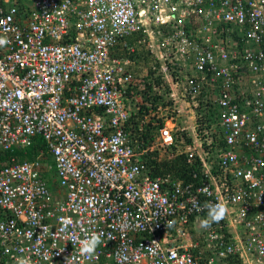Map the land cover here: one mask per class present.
<instances>
[{"label": "built area", "instance_id": "1", "mask_svg": "<svg viewBox=\"0 0 264 264\" xmlns=\"http://www.w3.org/2000/svg\"><path fill=\"white\" fill-rule=\"evenodd\" d=\"M19 1L0 0V151L41 135L54 163L0 166V264H264V0ZM137 34L175 116L145 147L131 116L148 69L110 52ZM177 131L206 182L150 175L144 156ZM215 203L227 213L206 227Z\"/></svg>", "mask_w": 264, "mask_h": 264}, {"label": "trees", "instance_id": "2", "mask_svg": "<svg viewBox=\"0 0 264 264\" xmlns=\"http://www.w3.org/2000/svg\"><path fill=\"white\" fill-rule=\"evenodd\" d=\"M20 3L19 0H17ZM208 3V0L202 2V5ZM221 23H219L220 25ZM212 26L221 28L216 21L211 22ZM217 25V26H216ZM154 30H159L162 33L167 32L169 27L164 25H151ZM230 28V27H229ZM225 29V28H224ZM208 34H212L209 32ZM144 35L138 34V41L136 46L131 45L132 39L125 38L118 40L111 49V55L116 56L122 59L129 58L137 63V66L133 67V71L141 73L142 68L148 69V75L143 77V88L141 93V101L138 102L139 108L134 109V112L131 116V122L133 123V129L136 133L135 137L139 141L138 144L142 142V146H148L152 143L155 135L158 133V128L164 124V116L162 117V112L171 105V100L168 99L167 94L169 93V85H165L163 90H158L160 86V77L156 75V69L159 66L153 63L152 53L150 50L145 48V44L141 42V38ZM231 36L235 40H239L241 37L235 30L231 33ZM199 41H203V37L199 36ZM245 40H240L238 47L247 45ZM244 44V45H243ZM130 46L133 47V50L130 49ZM243 62V60H242ZM218 83L220 81L218 80ZM203 84V83H202ZM209 84H203L201 86L202 91L205 92V87ZM168 88V89H167ZM208 94V92H207ZM211 113L203 114L202 118L204 120H214L215 115L213 113V107L210 108ZM148 115V120L144 121V116ZM142 124V129H139V126ZM182 125V123H178ZM215 135L214 143L207 144L205 141L202 142L201 148L209 151V155L205 158L210 161L211 164H214L212 168L216 171L217 168V150L222 145H224V140L221 139L216 133L212 134V137ZM31 143L25 145L22 148L12 147L11 149L0 151V166L10 162V159L13 157L16 161H24L29 159H35L37 156L42 154V158L45 159L49 164H53V158L50 153L47 152L46 143L41 135H35L31 138ZM143 140V141H141ZM193 138L187 135L185 131H177L175 134L174 143L169 146L166 150L167 154L164 155L161 159H158V151L154 150L151 153H147L144 156V161L149 169L150 175L152 177L165 176L169 175L175 180H182L183 183H193L194 185L203 183L205 177L202 175V164L200 157L195 152L190 158L188 152H185L182 146L192 144ZM50 172L46 173L45 176L48 179V185H51Z\"/></svg>", "mask_w": 264, "mask_h": 264}, {"label": "clouds", "instance_id": "3", "mask_svg": "<svg viewBox=\"0 0 264 264\" xmlns=\"http://www.w3.org/2000/svg\"><path fill=\"white\" fill-rule=\"evenodd\" d=\"M159 25H163V24H159ZM155 26H157V25H155ZM152 29H153V27H152ZM161 35H164V34L161 32ZM137 37H138V34L136 36H133L132 38H130V39H132V44L131 45L136 46L137 41H138ZM6 43H8L7 39L3 38V37H0V46L5 45ZM130 49L133 50V47L130 46ZM127 59H129V58H127ZM158 90L160 91V90H163V89H159L158 88ZM168 108H170V107H167L166 109H168ZM163 116H164V124H166V125H168V121L170 123H172L171 121H173L175 119V116H173V115H166L165 116L164 113H163L162 117ZM147 117H149V116L147 115ZM205 207H207L209 209L208 219L205 221V226L206 227L210 226L211 222H219L220 220H222L225 217V215L227 213L226 206L221 204V203L206 204ZM99 242H100V236L96 235V234H93V236L89 240H86V241L83 242L84 246L82 248V251H84V252H92L95 249L96 245L99 244Z\"/></svg>", "mask_w": 264, "mask_h": 264}, {"label": "rangeland", "instance_id": "4", "mask_svg": "<svg viewBox=\"0 0 264 264\" xmlns=\"http://www.w3.org/2000/svg\"><path fill=\"white\" fill-rule=\"evenodd\" d=\"M163 113H165V111L162 112V114H163ZM162 114H161V115H162ZM175 121H176V120H175ZM171 122H172V123H170V122L168 121V125H172V124L174 123L173 121H171ZM175 123H176V122H175Z\"/></svg>", "mask_w": 264, "mask_h": 264}]
</instances>
